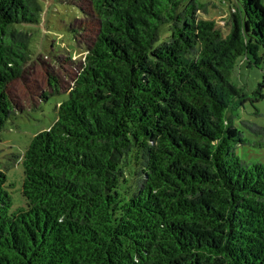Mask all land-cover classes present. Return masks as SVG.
<instances>
[{
    "label": "trees",
    "instance_id": "trees-1",
    "mask_svg": "<svg viewBox=\"0 0 264 264\" xmlns=\"http://www.w3.org/2000/svg\"><path fill=\"white\" fill-rule=\"evenodd\" d=\"M41 1L0 0V134ZM90 2L97 34L22 156L26 209L0 170V264H264V163L235 151L249 97L230 80L264 62L263 5L241 0L224 35L197 0Z\"/></svg>",
    "mask_w": 264,
    "mask_h": 264
},
{
    "label": "rangeland",
    "instance_id": "rangeland-1",
    "mask_svg": "<svg viewBox=\"0 0 264 264\" xmlns=\"http://www.w3.org/2000/svg\"><path fill=\"white\" fill-rule=\"evenodd\" d=\"M197 1L204 7L197 12V17L214 20L224 35L229 29L232 9L242 11L241 0ZM74 2L41 1L40 23L31 44L34 51L21 75L7 88L11 117L0 134V170L5 174V189L12 201L10 212L26 209V200L21 194L23 153L31 137L54 122L55 106L67 98L83 55L99 28V19L90 0ZM259 2L264 7V0ZM166 35L167 25L160 28L157 43L165 41ZM262 51L258 49L257 56ZM263 70L264 62H260L259 67L236 65L230 77L231 82L241 87L249 97L239 107L235 119V125L244 138V144L237 145L235 151L243 160L262 163L264 137L254 136L242 122L264 127V87H260L264 81ZM257 91H261L263 97L259 98Z\"/></svg>",
    "mask_w": 264,
    "mask_h": 264
}]
</instances>
